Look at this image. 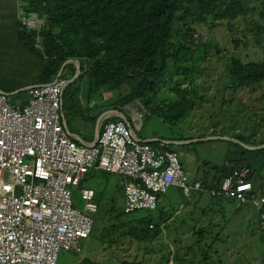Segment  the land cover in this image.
<instances>
[{"label": "trees", "instance_id": "obj_1", "mask_svg": "<svg viewBox=\"0 0 264 264\" xmlns=\"http://www.w3.org/2000/svg\"><path fill=\"white\" fill-rule=\"evenodd\" d=\"M250 1L25 0L23 12L36 11L44 18L45 25L36 32L26 29L18 20L17 40L41 59L38 82H51L66 60L76 59L79 61L80 74L68 83L63 94L71 84H74L75 88L84 86L87 102H90L97 96L101 97L103 91L115 92L125 85L128 92L117 98H108L112 107L122 112L121 108L124 105L138 100L144 108L157 111L165 121L173 124L187 115L195 105L197 90L192 84L205 69L204 65L200 69L197 68L200 63H206L207 69L209 65L216 67L218 71V63L223 61L224 67H227L225 75L234 88L245 90V87L264 82V61H240L233 56L225 57L218 54L220 48L211 42L198 41L194 46L191 45L193 40L191 24L197 28L204 25L208 28L212 24L221 23L222 20H234L254 9L247 5ZM259 17L264 18V10L259 12ZM250 30L260 42L264 34V24L254 23ZM37 35L41 49L34 47ZM212 47H216L214 50L218 58L216 62L210 63L211 56L208 50ZM65 69L69 70L66 76L70 79L76 70L74 63L65 64L63 75ZM213 71L214 69L210 72ZM164 92L167 94L163 95ZM62 103L63 108L68 109L67 114L71 113L73 117L80 114L76 108H81V102L77 106L73 102L65 106L64 100ZM83 112L85 113L84 110ZM89 117L94 127L97 116ZM111 119L117 120V117ZM255 135L257 136V132ZM235 139L253 146L264 143V140L248 143L242 136ZM243 149L242 156L238 159H225L223 164L214 165L215 172L212 175L205 173L199 179L190 181V184L197 181L200 183L199 188L194 190L199 195L192 193L188 196L190 199L186 198L189 203L193 202L194 207L200 204L201 214L210 210L207 204L202 205L200 202L206 191L216 200L227 198L233 201L232 198L219 194L223 179L232 169L247 166L250 171L249 180L257 174L254 171L256 166L254 164L258 155L264 153V147L254 150L248 157L243 155L245 153ZM181 190L179 188L180 192ZM245 204L250 206L249 203H242L237 209L242 212L241 209L245 210L243 208ZM173 208L175 206L172 205L171 209ZM156 209H159L156 218L120 222L110 226L102 237H106L110 243L115 242L117 238L112 234L117 232L119 237L128 235L138 242L152 241L162 234V227L170 223L173 227L170 232H166L165 237L171 236L174 247L168 256H163L154 264H169V261L171 264L184 262L195 264L200 260L206 262L209 258L207 248L210 247V244L206 248L203 246L206 239L179 248L176 242H181L183 237L184 232H181L183 228L179 227L182 226V222L176 224V217L171 210H164L159 201L153 210ZM189 213L193 215L194 212L190 210ZM198 217L194 218L198 220ZM150 224L153 226L150 227ZM198 230L203 237L207 234H203L202 226ZM218 236V233L214 234V238ZM80 264H93V261L83 258ZM119 264L143 263L123 258ZM217 264H221L220 260Z\"/></svg>", "mask_w": 264, "mask_h": 264}, {"label": "rangeland", "instance_id": "obj_2", "mask_svg": "<svg viewBox=\"0 0 264 264\" xmlns=\"http://www.w3.org/2000/svg\"><path fill=\"white\" fill-rule=\"evenodd\" d=\"M262 2L263 0H251L247 5L254 9L231 21L222 20L221 23L212 24L208 28L205 25L197 28L191 24L193 28L191 45L194 46L198 41L211 42L220 48L218 54L225 57L233 56L240 61H264V34L259 42V38L256 39L250 30L254 23L264 24V18L259 17V12L264 10ZM24 4L25 0H20L22 8ZM214 48L216 47L208 50L211 56L210 63L216 62L218 58ZM37 61L40 64L41 60ZM223 64V61L218 63V71L216 67L210 65L207 69L206 63L197 66L200 69L204 65L205 69L192 84L197 90L195 105L187 115L173 124L165 121L157 111L144 108L138 100L121 108L138 137L171 142L168 148L177 153L189 183L199 179L202 174L212 175L215 172L213 166L223 164L225 159H238L242 156L243 148L245 152L243 155L248 157L254 150L264 147L263 143L255 146L258 148L248 149L245 147L246 144L235 139L242 136L248 143L264 140V82L245 87V90L234 88L225 75L227 67ZM212 69L214 71L210 72ZM64 72L67 78L69 70L65 69ZM27 77L22 76L26 82L32 81ZM116 90L103 91L101 97L97 96L94 99V106L87 107L85 112L98 116L104 109H111L108 98H117L125 94L128 87L122 85ZM8 93L14 94L9 95V102L17 96L13 92ZM166 94L164 92L163 95ZM63 100L65 106L71 102L75 106L80 102L83 104V101H87L84 86L75 88L74 84L69 85L67 92L63 94ZM64 110L67 113L68 109ZM133 110L136 114H133ZM135 115L136 118L133 119ZM256 132L257 136H254ZM254 165L257 174L252 176V181L254 187L259 188L260 184L264 185V153L258 155ZM123 184L124 179L118 174L104 173L100 170H90L87 173L83 186L95 191L98 204V210L92 217L91 233L87 238L79 240L80 251L60 250L56 264H80L83 258H89L93 264H119L123 258L141 261L143 264H154L163 256H168L174 247L171 236L165 237L166 232H170L173 227L170 223L163 226L162 234L152 241L138 242L128 235L119 237L117 232L112 234L117 238L115 242L110 243L106 237H102L112 225L147 217L156 218L158 215L159 209H140L124 213ZM192 193L199 195L194 190H191L190 194ZM74 194L75 206L82 209L83 201L79 197L78 189L74 188ZM163 196L165 197L160 205L166 210H171L176 217V224L182 222V226L179 227L183 228L181 232L185 233L181 237V242H176V245L183 248L200 239H206L203 243L205 248L210 244L209 249L207 248L209 258L206 262L200 260L195 264H217L219 260L221 264H264V225L257 220L254 210L248 204L243 205L245 210L241 209L240 212L237 209L238 201H229L227 198L216 200L206 191L203 193L201 204H207L210 211L200 214L196 220L194 214L199 211V205L194 207L193 202H188L187 198L190 199L191 197H188L190 195H186L182 190L180 192L178 187H170ZM172 205L175 206L173 210ZM190 210H195L192 216ZM246 213L249 217L245 220ZM200 226L204 227L203 234L207 233L204 237L198 230ZM215 233L219 234L218 238H214ZM169 262L171 264V261Z\"/></svg>", "mask_w": 264, "mask_h": 264}, {"label": "built area", "instance_id": "obj_3", "mask_svg": "<svg viewBox=\"0 0 264 264\" xmlns=\"http://www.w3.org/2000/svg\"><path fill=\"white\" fill-rule=\"evenodd\" d=\"M16 10L25 28L44 27L36 11L23 12L19 3ZM68 83L59 75L29 86L31 98L23 106L9 102L8 93L0 89V264H56L60 250L80 251L78 242L90 235L98 210L95 191L83 186L91 169L124 179L125 213L155 209L171 186L186 195L200 186L198 181L189 183L169 141L140 139L125 117L113 120L110 111L94 144L77 143L63 125ZM249 174L247 166L235 167L219 194L260 207L264 186L255 192ZM74 188L82 209L75 206Z\"/></svg>", "mask_w": 264, "mask_h": 264}, {"label": "crops", "instance_id": "obj_4", "mask_svg": "<svg viewBox=\"0 0 264 264\" xmlns=\"http://www.w3.org/2000/svg\"><path fill=\"white\" fill-rule=\"evenodd\" d=\"M18 3L20 5V0H0V89L7 93L13 92L17 94V96L13 97L14 99L10 100V102L18 106H23L26 103H28V101L31 98V95L28 94V92L26 91V88H28L29 86L35 85V84H40V82L37 81L38 76H39L38 74L39 68H40V65L37 60L40 58L35 56L29 50H27L17 40L18 13L16 10V7H17L16 5ZM20 8H21V11H23V8L21 7V5H20ZM28 30H31V29H28ZM34 47L36 49H41V45L39 42H36ZM18 59H20L21 61L19 62ZM60 75H63V70ZM22 76H28L27 78H30L32 81L26 82L25 79L22 78ZM56 76L55 78H57ZM63 76L65 77V74ZM43 83H48V82H43ZM8 95H14V94L8 93ZM82 103L83 104H81L80 109H83L85 111L87 107L92 108L95 104V101L93 99L90 102L83 101ZM63 107L64 105L62 103V111L64 114L65 123L67 125L68 130L71 132V136L73 137V139L79 144H92V142L94 141V127H92V123L90 121L89 116L95 115V114L90 113L88 111L84 113L83 110L76 108L77 110L81 112L78 116L75 115L73 117L71 113L67 114ZM111 109H116V108L111 107ZM109 110L110 109L108 110L104 109L103 112H101L99 115L104 114L103 116L104 118L107 114L110 113ZM111 114L116 117L118 116L120 118L125 117L127 119L124 113L119 110L118 112H111ZM99 115L97 117H99ZM67 116L70 119V121L69 119H67ZM103 118L101 119V121L103 120ZM108 120H104V122ZM127 122H128L127 124L130 125L132 129H134L133 126L131 125V122L128 119H127ZM142 140H150V139H142ZM91 170H95V169H91ZM250 182L253 184L252 179H250ZM263 186L264 185H262V187ZM262 187L255 188L253 185L254 191L258 193L261 192ZM164 197L165 196H162L160 198L159 203L162 201ZM95 200H96V194H95ZM202 201H203V198L200 199V202ZM198 205L200 206V204ZM239 205L241 206V204ZM250 207L251 209L254 210L255 216H257L256 210L252 206ZM163 209L166 210L165 208ZM194 211L195 210H192V212ZM260 212L264 215V206L260 210ZM200 214H201L200 211H198L194 214V217H198L200 216ZM248 217L249 216L247 214L245 217V220ZM249 224H251V221H249Z\"/></svg>", "mask_w": 264, "mask_h": 264}, {"label": "water", "instance_id": "obj_5", "mask_svg": "<svg viewBox=\"0 0 264 264\" xmlns=\"http://www.w3.org/2000/svg\"><path fill=\"white\" fill-rule=\"evenodd\" d=\"M68 62H69V63H70V62H73V63L75 64V67H76V70H75L74 76L69 80V82H71V81H73V80H74V79L80 74L79 64H78V61H77V60H74V59H68V60H66V61L62 64L61 68L59 69L58 74H57L56 77H58V76L61 74V72H62V70H63L65 64H67ZM109 111H110V112H118V110H116V109H110ZM103 116H104V114H101V115H99V117H97V119H96L95 126H94V141L92 142V144H94V143L96 142L97 138H98L99 131H100V123H101V119L103 118ZM62 117H63V125H64V127L68 130L67 125H66V123H65L64 114H62ZM68 131H69V130H68ZM69 133L71 134L70 131H69ZM150 140H152V139H150ZM242 144H243V143H242ZM244 145H245V144H244ZM263 146H264V145H263ZM245 147L248 148V149L258 148V147H255V146L252 147V146H249V145H245Z\"/></svg>", "mask_w": 264, "mask_h": 264}, {"label": "clouds", "instance_id": "obj_6", "mask_svg": "<svg viewBox=\"0 0 264 264\" xmlns=\"http://www.w3.org/2000/svg\"><path fill=\"white\" fill-rule=\"evenodd\" d=\"M22 25V24H21ZM41 30V29H40ZM40 30H35L36 32H39ZM37 38H38V40H39V36L37 35V37H36V41L38 42V40H37ZM74 60H76V59H74ZM78 61V60H77ZM73 63V62H72ZM78 64H79V61H78ZM75 65V64H74ZM76 68V67H75ZM80 69V68H79ZM253 185V184H252ZM171 187H176V186H171ZM260 188L262 187V184H260V186H259ZM170 188V187H169ZM178 188H180V187H178ZM182 189V188H181ZM254 189V188H253ZM168 191V190H167ZM165 194V193H164ZM164 194H162L161 196H160V198L164 195ZM160 198H159V200H160ZM233 199V198H232ZM233 200H235V199H233ZM237 201V200H236ZM239 202V201H238ZM246 203H249V202H246ZM239 204H242V203H240L239 202ZM250 204V206H252L255 210H256V212H257V220H259L260 222H261V220H262V218H264V215L260 212V210L263 208V206H264V203L260 206V207H255V206H253L251 203H249ZM259 215V216H258Z\"/></svg>", "mask_w": 264, "mask_h": 264}]
</instances>
